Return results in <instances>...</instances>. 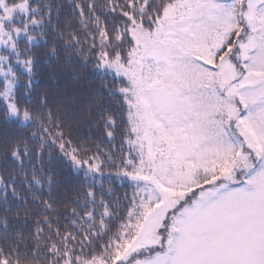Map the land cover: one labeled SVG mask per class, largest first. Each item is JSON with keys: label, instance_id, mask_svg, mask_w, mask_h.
Segmentation results:
<instances>
[{"label": "snow or ice", "instance_id": "obj_1", "mask_svg": "<svg viewBox=\"0 0 264 264\" xmlns=\"http://www.w3.org/2000/svg\"><path fill=\"white\" fill-rule=\"evenodd\" d=\"M0 264H264V0H0Z\"/></svg>", "mask_w": 264, "mask_h": 264}]
</instances>
